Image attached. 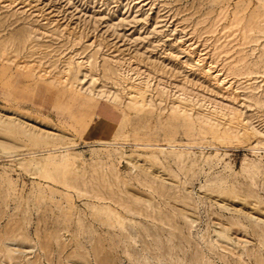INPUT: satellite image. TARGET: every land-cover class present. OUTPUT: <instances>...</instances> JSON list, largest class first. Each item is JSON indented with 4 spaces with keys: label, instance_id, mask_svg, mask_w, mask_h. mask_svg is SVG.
I'll return each instance as SVG.
<instances>
[{
    "label": "rangeland",
    "instance_id": "obj_1",
    "mask_svg": "<svg viewBox=\"0 0 264 264\" xmlns=\"http://www.w3.org/2000/svg\"><path fill=\"white\" fill-rule=\"evenodd\" d=\"M254 261L264 0H0V264Z\"/></svg>",
    "mask_w": 264,
    "mask_h": 264
},
{
    "label": "bare ground",
    "instance_id": "obj_2",
    "mask_svg": "<svg viewBox=\"0 0 264 264\" xmlns=\"http://www.w3.org/2000/svg\"><path fill=\"white\" fill-rule=\"evenodd\" d=\"M14 153H9V155H13ZM30 159H21V160H19V161H29ZM18 161V160H17ZM80 165L81 164H79L78 162L77 163H75L74 164V171L77 173L78 171H79V168H80ZM41 164H37L36 166H34L33 167V170H32V172H33V174L34 175H36L39 171H40V169H41ZM66 166L67 165H65V164H55L54 165V168L57 170V171H62V173H64L65 172V169H66ZM64 171V172H63ZM66 173V172H65ZM47 175H49V173L45 170L43 173H42V176L43 177H47ZM64 175V174H63ZM79 182V181H78ZM254 264H255V261H254ZM258 264H259V262H258Z\"/></svg>",
    "mask_w": 264,
    "mask_h": 264
},
{
    "label": "crops",
    "instance_id": "obj_3",
    "mask_svg": "<svg viewBox=\"0 0 264 264\" xmlns=\"http://www.w3.org/2000/svg\"><path fill=\"white\" fill-rule=\"evenodd\" d=\"M105 122H106V124L107 125H109V126H111V125H113V123H111L110 121H108V120H104Z\"/></svg>",
    "mask_w": 264,
    "mask_h": 264
}]
</instances>
